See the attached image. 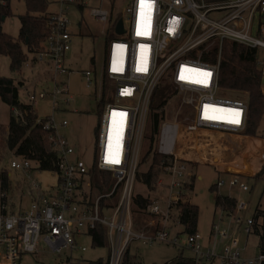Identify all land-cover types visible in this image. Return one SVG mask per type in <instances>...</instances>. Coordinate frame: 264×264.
<instances>
[{
    "label": "built area",
    "instance_id": "2783aa9c",
    "mask_svg": "<svg viewBox=\"0 0 264 264\" xmlns=\"http://www.w3.org/2000/svg\"><path fill=\"white\" fill-rule=\"evenodd\" d=\"M114 1L57 0L59 9L49 12V34L43 49L17 73L20 79L14 78L20 102L34 105L37 99L51 96L55 110L57 94L64 92L58 75L68 71L66 57L71 49L73 9L81 16L87 15L114 27V32L110 30L112 35L101 74L108 89L104 94L96 154L91 165H87L77 155L76 147L57 132L53 118L46 117L43 126L53 134L51 140L59 154L58 172H47L56 176V182L44 187L42 181L33 177V171H39L35 162L22 157L15 156L10 167L24 172L27 183L19 181L14 187L6 168L10 184L7 188L0 170V264H22V256L35 253L41 239L55 252L62 249L85 251L86 247L78 243L79 238L91 237V231L100 227L104 228L110 251L107 264H121L126 250L135 240L148 243L170 239L168 211L162 212L157 202L149 204L148 210L161 216L163 221L151 234L138 230L131 214L144 124L152 95L164 81L170 82L178 92L190 94L182 101L191 107L185 121H178L177 111L173 120L160 123L155 144L156 151L164 158L161 174L168 177L166 185L170 196L174 188L179 190L178 196L169 201L168 210L182 195L187 170L185 162H202V151L208 149L219 150L225 155L249 150V146L231 143L228 136L244 133L248 115L246 101L222 96L218 63H210L200 54L217 48L220 59L225 43L255 49L264 81V0H131L126 8L127 27L119 14L114 16ZM258 18L259 27L254 31L253 25ZM120 21L122 33L116 30ZM84 76L88 85H96L95 73L87 70ZM99 94L102 97V84ZM71 99V96L65 98V104ZM219 109L230 110V113L218 118ZM12 110L19 114L17 108ZM112 118L116 121L113 125L117 137L111 150L108 145L112 142ZM61 125L65 127L67 122ZM182 132V139L190 133L192 146L178 144ZM216 133L226 138L220 139ZM114 159L119 163L110 162ZM263 162L264 159L259 168ZM213 165L218 172L246 171V174L236 172L229 181V185L241 191L249 187L238 176L251 177L259 171V168L252 171L240 166L220 169ZM92 169L111 175L105 192L97 191ZM21 182L26 187L24 196L14 199L13 191L20 190ZM162 182L161 179L159 184ZM223 184L220 178L216 182L218 187ZM116 193H119L118 200L111 205ZM104 199L109 201L104 204ZM16 205L20 206L18 210ZM246 207V201L237 199L233 228L212 224L210 240L214 238V242L208 248L204 247V237L199 232L187 235L185 245L193 251L196 264H215L216 261L218 264H261L263 255L248 258L243 253L239 232L246 236L255 233L253 215L247 218L241 215ZM173 241L177 242V238ZM219 244H222L220 250ZM68 264L76 262L71 258Z\"/></svg>",
    "mask_w": 264,
    "mask_h": 264
},
{
    "label": "rangeland",
    "instance_id": "374dc122",
    "mask_svg": "<svg viewBox=\"0 0 264 264\" xmlns=\"http://www.w3.org/2000/svg\"><path fill=\"white\" fill-rule=\"evenodd\" d=\"M130 3L131 0L114 1V16L119 14L124 20V27L128 25L127 17L129 14L126 12V8ZM11 9L13 14L4 20L3 28L11 35L17 36L20 28L19 16L26 13V6L23 1L13 0L11 1ZM58 9L57 0H49L48 10L52 12ZM75 10L76 9H73L71 14V49L66 57V67L68 71L67 73L58 75V79L63 82L61 88L64 89V92L57 94L55 110H53V100L51 96L44 99H37L34 104V109L40 118L52 117L57 132L66 137L76 147L77 155L82 157L87 165H91L96 154L97 130L104 109L103 105L100 103L102 97L99 92L102 82L101 74L107 59L109 28L111 24L94 21L87 15L81 16L77 14ZM257 20H259V18L254 22V31L259 27V22ZM31 55H33V53H31ZM9 63V56L0 54V77L14 78V75L16 77L18 76L11 71ZM87 70L95 73V86L86 83L84 72ZM262 90L264 91V81L262 82ZM222 93V96L228 98L236 99L237 97V95L232 93ZM70 96L72 97L70 103L65 104L64 99ZM168 96V102L165 107V112L167 113L166 120H173L177 111L179 112L177 116L178 121H185L188 119L191 107L183 104L182 100L189 97L190 94L180 93L173 89L169 92ZM240 97L244 100L246 99L245 94H242ZM22 100L26 101L23 96ZM7 119L8 111L6 107L2 106L0 107V123H7ZM64 121L67 122V126L65 127L61 125ZM151 123L148 113L144 124V136L141 142L139 159L147 151L149 145L147 139L152 135ZM263 128L264 114L259 125V131ZM204 132L206 133L207 131ZM182 136L183 132L179 138L178 144L183 143L185 146H192L190 133H187L183 139ZM247 146H249V150H247L246 153L241 152L237 154L232 161H228L224 158H214L212 160L213 151L209 149L207 155L205 154L202 156L204 159L202 162H185L187 170L183 182V190L181 191L183 195L181 199H188L199 207L197 230L204 237L205 248H208V245L212 246L214 242V238L210 240L213 223H219L220 226L226 225L232 228L234 226L233 217L236 213V208L233 212L228 213L216 207L215 199L218 193L230 195L236 199L246 201L247 207L241 212L244 218L252 216L258 203L264 204V199H261L260 196L264 185L262 180L256 181L253 177L238 176L239 180L245 182L249 187L248 190L241 191L237 186L229 185V181L233 179L236 174L229 171L218 172L213 165L207 163H213L220 169L240 166L241 168L255 171L258 163L264 157V152L260 143L255 140L246 139L244 147ZM177 150L179 152V148ZM4 157L3 162L0 163V170L2 168L9 169L10 182L12 185L15 187L19 181L27 183L28 178L24 175V172L10 167V161L15 158L14 154L7 151ZM149 164L150 160H148L147 164L142 163L138 169L140 168V171H145L149 167ZM33 177L35 179L38 178L39 181L47 185L56 182V176L54 174H49L47 171L40 172L35 170L33 171ZM159 177V181L162 179L163 182L159 184L158 181V187L150 190L140 181L141 179H136L133 194L149 197L152 203H158L162 212L165 213L168 211L167 230L170 239L168 241H152L148 243H142L139 240L133 241L130 244V250L132 253L138 254L139 259L137 264H163L175 258L180 252H183L185 256L194 257L193 251L185 245L187 233L183 232V226L178 222V209L176 204L173 203L174 206L172 204L168 210L169 201L173 197L178 196L179 190L174 188L173 195L170 196L166 185L168 182L167 175L160 174ZM219 178L224 180L225 184L218 187L216 182ZM23 182H21L22 185L20 186V190L13 191V195L15 196L14 199H20V196H24L23 190H25L26 187H23ZM213 185L217 189H211ZM24 201V204H26L27 200L24 199ZM19 208L20 206L16 205V210ZM131 210L136 228L144 233H153L160 222L163 221L161 216L150 213L148 206L146 209L140 210L139 207L132 205ZM163 216L165 217V214H163ZM239 236L244 245L243 253L245 256L248 258L258 256V236L253 233L246 236L243 232H239ZM175 238H177V242L173 241ZM78 243L79 245L85 246L86 250L62 249L60 252H55L49 249L43 239H41L35 253L22 256V264H68V260L71 258L75 262H78L77 259L81 257L90 260L98 258H103L105 260L109 258L110 251L108 242L106 246H93L91 237L84 236L79 238ZM221 248L222 244H219L218 249L220 250ZM215 264H218V261H216Z\"/></svg>",
    "mask_w": 264,
    "mask_h": 264
},
{
    "label": "trees",
    "instance_id": "16d2710c",
    "mask_svg": "<svg viewBox=\"0 0 264 264\" xmlns=\"http://www.w3.org/2000/svg\"><path fill=\"white\" fill-rule=\"evenodd\" d=\"M11 1L13 0H0V54L9 56V67L11 71L18 73L27 62L35 59L36 54L43 49L44 43L47 40L49 34V0H18L25 3L26 13L19 16L20 28L17 36L11 35L3 28L4 20L13 14ZM109 29L114 32L113 26H110ZM112 32L109 31V36L112 35ZM31 53H33V55H31ZM217 55V48H211L201 53L200 57L210 63H218V82L222 92L232 93L237 95V97H240L242 94L246 95L245 101L248 106V115L244 134L260 137L264 141V128L259 131V125L264 114L263 79L257 65L256 50L237 43H225L220 59H218ZM14 82L15 79L12 77H0V97L10 106L7 123H0V163L3 162L6 152L10 151L14 156L35 162V167L40 172H58L57 162L59 154L51 140L53 134L43 126L46 118H40L38 116L33 104L19 101L18 88ZM101 84L102 100L100 103L104 106V94L108 89V84L104 75ZM173 89H175V87L170 82L164 81L154 91L149 106L152 135L147 139L149 145L145 154L140 157L138 167H140L142 163L147 164L148 160H150V164L145 171H140V168H137L136 173V179H141L140 181H142L149 190L158 187L162 160L164 158L156 151L155 142L158 139L160 123L166 120L167 113L165 112V107L168 102L167 96ZM12 108H17L19 114H15ZM210 134L213 133L210 132ZM216 134L220 139L226 138L225 135ZM228 136L231 143H235L236 146L239 144L244 146L245 140L247 139L235 137L233 135ZM208 150L202 151V156L205 154L207 155ZM237 154L239 153L225 155L219 150H214L211 159L224 158L228 161H232ZM202 156L200 158L201 161L204 160ZM263 159L264 157L260 162ZM260 162L256 170H258ZM4 169L6 170V168L1 169L4 178L3 184L8 188L10 184L6 177L7 171ZM92 172L94 181L98 187L97 191L99 193L105 192L111 175L98 172L96 169H92ZM233 173L235 174L236 172ZM251 177L256 181L262 180L264 184V163L259 172ZM214 185L211 189H217ZM182 196L183 195L179 196V200L176 203L178 209V222L183 226V232L187 233V235L193 234L198 232L199 207L188 199L182 200ZM260 196L261 199H264V185ZM118 197L119 193H116L111 201V205L117 202ZM108 201L109 199H104V204ZM236 201L237 199L233 196L218 193L215 199V206L222 211L230 213L235 210ZM151 203L149 197H144L139 194H134L133 196V205L139 207L140 210L146 209ZM4 211H6V209H4ZM252 215L255 219L254 234L258 236L259 254L264 256V204L258 203ZM91 239L93 246L107 245L103 227L91 231ZM138 259V254L132 253L129 247L123 256L121 264H137ZM107 260L108 259L104 260L103 258L90 260L81 257L77 259L78 262H76V264H107ZM163 264L196 263L194 262L193 256H185L183 252H180L175 258ZM261 264H264V258Z\"/></svg>",
    "mask_w": 264,
    "mask_h": 264
},
{
    "label": "bare ground",
    "instance_id": "6f19581e",
    "mask_svg": "<svg viewBox=\"0 0 264 264\" xmlns=\"http://www.w3.org/2000/svg\"><path fill=\"white\" fill-rule=\"evenodd\" d=\"M228 110H226V109H219L217 112H216V115H217V117L218 118H222V116L225 114V116H228L229 115V113H230V110H229V112H227ZM239 118V117H238ZM113 122L114 123H116V121H115V119L114 118H112V124H111V128H110V137H111V145H110V143H109V148L112 150L113 149V147L115 146V144H116V137H117V130L115 129V125H113ZM122 124H123V120H122ZM120 127H122V125H120ZM116 136V137H115Z\"/></svg>",
    "mask_w": 264,
    "mask_h": 264
},
{
    "label": "crops",
    "instance_id": "0c3cea01",
    "mask_svg": "<svg viewBox=\"0 0 264 264\" xmlns=\"http://www.w3.org/2000/svg\"><path fill=\"white\" fill-rule=\"evenodd\" d=\"M15 74H17V73H15ZM14 78H16L17 80H19L20 79V77H16L15 75H14ZM26 85L28 86L29 84H28V82L26 83ZM0 107H6V109H7V111L8 110H10V108H9V106L5 103V102H3L2 101V99L0 98ZM7 121H8V119H7ZM6 121V122H7ZM233 136H235V137H241V138H247V139H252V140H255V141H257V142H259L260 143V145H261V147H262V150L264 151V141L262 140V138H260V137H254V136H248V135H245L244 133H242V134H238V135H233ZM207 163H209V164H211L210 162H207ZM211 165H213V164H211ZM214 166V165H213ZM215 167V166H214ZM216 168V167H215ZM261 168V167H260ZM260 168H259V170H260ZM217 171V170H216ZM42 184H43V186L44 187H47V184H44L43 182H42ZM49 186V185H48Z\"/></svg>",
    "mask_w": 264,
    "mask_h": 264
},
{
    "label": "water",
    "instance_id": "95a60500",
    "mask_svg": "<svg viewBox=\"0 0 264 264\" xmlns=\"http://www.w3.org/2000/svg\"><path fill=\"white\" fill-rule=\"evenodd\" d=\"M116 30H117L118 33H122L123 30H122V22L121 21L119 22ZM235 172L241 173V174H246L247 173L246 171H243V170H235Z\"/></svg>",
    "mask_w": 264,
    "mask_h": 264
},
{
    "label": "snow or ice",
    "instance_id": "6c2138e0",
    "mask_svg": "<svg viewBox=\"0 0 264 264\" xmlns=\"http://www.w3.org/2000/svg\"><path fill=\"white\" fill-rule=\"evenodd\" d=\"M234 122H237L238 123V121H234ZM110 162L111 163H119V160L118 159H114V160H111Z\"/></svg>",
    "mask_w": 264,
    "mask_h": 264
}]
</instances>
